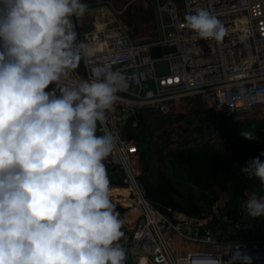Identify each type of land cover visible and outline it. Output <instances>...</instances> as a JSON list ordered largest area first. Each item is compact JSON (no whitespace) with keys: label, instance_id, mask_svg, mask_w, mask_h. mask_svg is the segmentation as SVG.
Returning a JSON list of instances; mask_svg holds the SVG:
<instances>
[{"label":"clouds","instance_id":"clouds-1","mask_svg":"<svg viewBox=\"0 0 264 264\" xmlns=\"http://www.w3.org/2000/svg\"><path fill=\"white\" fill-rule=\"evenodd\" d=\"M87 11L82 0H0V264H125L124 220L104 161L117 148L106 113L128 85L106 68L71 82L95 55L72 19ZM185 23L200 38L225 35L205 8ZM241 136L256 139L251 130ZM241 171L264 185L259 157ZM245 208L264 217V195H249ZM225 254L222 264H252L239 247Z\"/></svg>","mask_w":264,"mask_h":264},{"label":"built area","instance_id":"built-area-1","mask_svg":"<svg viewBox=\"0 0 264 264\" xmlns=\"http://www.w3.org/2000/svg\"><path fill=\"white\" fill-rule=\"evenodd\" d=\"M143 1L155 12L158 35H134L117 19L88 30L75 29L78 42H87L95 55L79 65L82 75L77 69L70 74L71 82H79L92 79L93 69L106 68L120 71L127 81V88L117 94L113 109L106 113V126L116 137L117 148L105 159L121 170L125 189L132 195L123 207L137 211L134 221L125 225L126 255L131 254L136 264H222L230 259L226 250L239 247L252 257V264H264V217L247 215L248 195L240 197L231 210L210 205L202 215L165 214L144 196L135 137L149 109L171 117L170 111L184 107L182 102L189 99L199 100L207 111L233 122L264 113V0ZM127 6L112 8L120 15ZM199 8L221 21L225 28L222 40L200 38L187 28L185 16ZM162 46L175 50L151 55V48ZM161 61L167 63L166 73L157 69ZM167 131L170 140L178 137ZM207 137L205 141L192 137L175 148L215 144L220 138L217 132Z\"/></svg>","mask_w":264,"mask_h":264},{"label":"trees","instance_id":"trees-1","mask_svg":"<svg viewBox=\"0 0 264 264\" xmlns=\"http://www.w3.org/2000/svg\"><path fill=\"white\" fill-rule=\"evenodd\" d=\"M79 65H82V61ZM212 113V112H211ZM144 123H141V127ZM253 131L256 139L246 140L241 136L242 131ZM234 143L229 150L218 151L214 143L205 142L200 146L183 148H169L163 150V142L152 141L145 133L135 135L138 144V161L141 165V174L138 177L145 198L165 214L172 216L174 211L192 215H202L203 211L191 196L185 197V204L178 199L183 197L182 192L166 174L164 164L169 161L185 166L187 177L193 185L201 186L203 181L209 189V205L220 209H235L239 198L245 197L248 192L264 195V185L256 178L249 179L241 168L246 163L259 157L264 162V117L245 118L230 124ZM133 136L134 132L127 131ZM223 134V133H222ZM221 134V135H222ZM110 197L116 205V211L123 219L124 206L130 201L131 193L125 189L123 178L109 183ZM122 231L125 234V224ZM124 244V237L120 241ZM126 264V260H125ZM136 264V263H132Z\"/></svg>","mask_w":264,"mask_h":264},{"label":"rangeland","instance_id":"rangeland-1","mask_svg":"<svg viewBox=\"0 0 264 264\" xmlns=\"http://www.w3.org/2000/svg\"><path fill=\"white\" fill-rule=\"evenodd\" d=\"M134 5L135 4L132 3L130 4V7L127 6V9L120 15H116L113 8L120 9L121 7H107L111 12L108 13V15L110 14L109 17L106 16L107 13L104 10V8L106 9V7H97V9H99L98 18L100 21L106 20L104 22H110L114 19L120 20L126 26H129L128 29L130 30V32L133 30V32H143L145 34H147V30L152 24V21L149 24V20L152 19L153 25L151 27H153L155 31L152 33L153 36L149 34L147 35L151 37L157 36L158 24L155 12L151 8H148V11L150 12L143 13L141 12L142 7H136V5ZM156 66L157 69L161 71V73L167 72L166 62L161 61ZM182 103L185 104L184 107L180 106L177 107L176 110L172 109V111H170V113H172L171 117H165L166 113L161 112L160 110H157L155 108L149 109L147 111V114L145 115V122L140 129V134L145 133L144 135H149L148 137H151L152 141H155L157 143L163 142L165 144L163 145V150L175 148L177 145H181L182 142H186L187 139H192V137H196V139H199L200 141L208 140L209 137L207 136L211 135L213 132H217L218 134L223 133L220 136H224L222 140L227 141L225 145H228L229 138L225 136L231 135L230 124L233 123V121L225 120L220 115H215L214 113L207 111L209 109L197 99H189ZM176 111L180 113H177L176 117H174ZM182 111L186 114H184ZM260 116L264 117V113L260 114L258 118H260ZM176 121L180 122L179 126H176ZM167 130L171 131L170 135H178V137H174L175 139L170 140L171 136L169 138ZM193 133H195L194 136H192ZM230 141L233 142V138H230ZM170 143H172V145L169 146ZM104 164L107 170L109 182H113L123 178L122 172L120 169H118L117 166L107 161H104ZM164 170L166 174L172 179L174 184L178 187V189H180V191L182 192L183 197L178 199L182 204H185V197L189 195L193 198L195 203L199 206L200 209H202L203 212H209V189L206 188V184L204 181L201 186L193 185L188 180L186 167L171 163L169 161L165 162ZM125 218L128 222L134 221L135 219L130 218L128 215H125ZM124 224L126 226L129 225V223H126L125 220Z\"/></svg>","mask_w":264,"mask_h":264},{"label":"crops","instance_id":"crops-1","mask_svg":"<svg viewBox=\"0 0 264 264\" xmlns=\"http://www.w3.org/2000/svg\"><path fill=\"white\" fill-rule=\"evenodd\" d=\"M82 2L86 3L88 5L87 13L83 17L79 18L78 20L75 17L72 18L73 19V23L76 26L75 29L82 30V31L90 29L93 26V23H94V25H96V24H100L101 22L106 21V20H101V21L99 20V18H98L99 17L98 16V10L99 9H97V7H106V9L104 8V10L106 11L108 17H109L108 13H111V12L109 11V8H107V7H123L124 5H128V7H130V4H132V3H134L136 5V7H142V10H144L143 13L150 12L147 9V7H150V6L148 4H145L146 2L143 1V0L142 1L141 0H82ZM151 21H152V24H151V26H152L153 25V20L152 19L149 20V24L151 23ZM151 26L147 30L146 33L151 35V36H153L152 33L155 30ZM125 27L128 28L129 26L125 25ZM131 32H132V34L137 35V36L145 34L143 32L142 33L133 32V30ZM147 34H145V35H147ZM261 118H263V116H260V118L257 117V119H261ZM220 135L221 134H219V136ZM223 137L224 136H220V138L218 140H216L215 145H216L218 151H220V150L221 151L229 150L230 149V145L235 142L234 139H233V142H231L230 139H229L228 140V145L226 146L225 144L227 143V141H223L222 140ZM225 137H227V136H225ZM225 140H226V138H225ZM229 141H230V143H229ZM218 142H220V143H218ZM248 194H253V193L252 192H248L247 195ZM127 205H129V203ZM135 210L136 209L133 210V209L124 208L123 218L126 221V223L131 224L133 221L128 222L127 219L125 218V215H128L130 218H135V215H136V212H137Z\"/></svg>","mask_w":264,"mask_h":264},{"label":"water","instance_id":"water-1","mask_svg":"<svg viewBox=\"0 0 264 264\" xmlns=\"http://www.w3.org/2000/svg\"><path fill=\"white\" fill-rule=\"evenodd\" d=\"M145 4H147V3H145ZM174 50H175V48L173 46H162V47H154V48H151L150 49V52H151V55L152 56H155L156 57V56H160L162 54L168 53V52H172ZM76 69H77V71H78V73L80 75L83 74L82 67H79L78 66ZM150 258L153 259L152 256H150ZM132 263H133L132 255L131 254H127L126 255V264H132Z\"/></svg>","mask_w":264,"mask_h":264},{"label":"bare ground","instance_id":"bare-ground-1","mask_svg":"<svg viewBox=\"0 0 264 264\" xmlns=\"http://www.w3.org/2000/svg\"><path fill=\"white\" fill-rule=\"evenodd\" d=\"M103 9V8H102ZM100 11H102V10H100ZM109 12V11H108ZM103 13H105V12H103ZM110 15V14H109ZM107 16V15H106ZM134 210V209H133ZM136 211V210H135ZM133 217V216H132Z\"/></svg>","mask_w":264,"mask_h":264}]
</instances>
